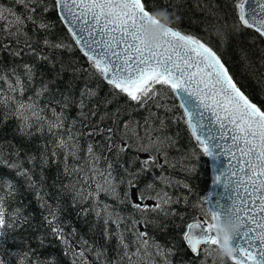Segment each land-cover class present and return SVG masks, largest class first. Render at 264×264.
Masks as SVG:
<instances>
[{
  "label": "snow or ice",
  "instance_id": "1",
  "mask_svg": "<svg viewBox=\"0 0 264 264\" xmlns=\"http://www.w3.org/2000/svg\"><path fill=\"white\" fill-rule=\"evenodd\" d=\"M11 3L23 11L0 3V122L15 118L22 137L31 140L39 133L48 139L38 145L36 153L0 142V169L13 172L34 192L45 210L43 219L50 234L63 246L70 264H174L177 245L162 244L146 230L153 225L167 231L166 224L150 218L153 214L184 219L172 205L181 200L186 204L188 198L166 191L173 186L189 188L165 173L177 163L182 171L187 170V157L178 162L170 157V150L180 151L176 138L168 134L170 122H183L206 156L230 158L228 168L214 178L216 184L224 178L223 187L231 189L230 203L211 204L210 193L205 218L184 226L182 242L197 258L207 254L200 260L207 264L217 245L215 221L231 218L240 228L231 238L230 264H264V109L238 86L219 53L201 37L173 24L160 43L146 47L142 32L151 13L163 9L176 15L167 8L152 10L149 0ZM233 4L236 16L231 24L218 5L205 4L201 10L211 17L206 28L225 45L230 34L245 29L264 38V0H233ZM51 12L65 26L70 41L53 36ZM77 49L87 67L74 58L65 59V54L71 56ZM240 53L245 65L253 66L247 51L240 49ZM5 54L10 58L7 65ZM24 56L34 57L36 63L23 61ZM17 59L22 63L16 64ZM40 63L55 69V75L47 80L41 76L40 86L25 97ZM65 74L70 80L64 81ZM96 80L108 86L106 94L101 95L98 84L94 86ZM61 81L63 89L57 87ZM53 89L59 97H53L55 105L49 101L48 107L42 106L41 98ZM121 95L147 115L136 119L127 107L110 108ZM71 107L77 109V117L69 124L66 113ZM178 108L182 110L179 115ZM206 113H211L208 122L218 126L215 135L209 129L204 132ZM85 137L89 142L82 145ZM53 161L60 175L52 185L57 196L50 203V194L44 192L45 170ZM156 169L161 175H155ZM149 173L152 179L142 183ZM18 192L16 182L0 171V229L6 226V217L20 214V209L9 213L6 204ZM102 195L107 199L102 200ZM65 197L70 198L91 238L75 227L66 230L69 222L62 220ZM122 206L132 211L124 214ZM7 227L12 224L7 222ZM35 264L43 262L37 259ZM47 264H58L56 257Z\"/></svg>",
  "mask_w": 264,
  "mask_h": 264
},
{
  "label": "trees",
  "instance_id": "2",
  "mask_svg": "<svg viewBox=\"0 0 264 264\" xmlns=\"http://www.w3.org/2000/svg\"><path fill=\"white\" fill-rule=\"evenodd\" d=\"M10 7H16L18 11H23L22 7L13 5L11 0H0ZM150 8H167L169 12H174L173 26H179L182 30L188 33L195 34L207 41L216 50L222 58L223 63L228 68L230 74L237 82L238 86L252 99L254 103L264 109V85L261 84V78H264V67H261L262 58H264V40L259 37L252 30H243L239 34H230L229 42L221 44L220 40L213 33L212 29L206 28V22H211V17H207L201 10L205 4L218 5L219 11L224 14L228 22L231 24L235 20L236 10L234 8L233 0H149ZM179 17V18H177ZM48 18L55 24L53 36L62 37L70 41L71 37L68 34L64 25L58 20L55 12L48 14ZM31 26H29V30ZM240 49L247 51L249 59L253 66H246L245 62L241 59ZM74 58L80 65L87 67L86 58L77 49L71 53V56L65 54V59ZM23 61L29 63H36L34 57L24 56ZM4 63H10V58L5 54ZM16 64L22 63L17 59ZM55 69L50 68L45 64H37V78L34 85L30 86L29 90L25 93V97L33 94V89L40 86L41 76L47 80L55 75ZM255 73V74H254ZM70 80V76L65 74L64 81ZM94 86H100V93L104 95L108 92V86L100 80L93 82ZM79 84L76 85L77 89ZM57 87L64 88V82L61 81ZM53 97L59 98L56 89H53L49 94L42 97L40 104L44 107L49 106L51 101L52 106L55 105ZM177 106L178 102L176 101ZM117 106L127 107L131 115L136 119H141L147 113L143 110H137L132 102L128 101L126 96L121 95L116 99L115 103L110 108ZM59 111V108H57ZM181 110L177 109V115ZM68 123L71 124L73 119L77 117V109L71 107L67 110ZM71 118V119H70ZM128 117L126 116L125 119ZM18 122L15 118H9L6 122H0V142L8 144L9 142L23 151L36 153L39 151L38 145H41L48 139L47 135L41 136L36 134L31 140L22 137L17 130ZM168 134L172 135L177 140V145L180 151L170 150V157L178 162L181 158L185 159L187 170L182 171L177 163L175 169L166 168L165 173L175 180L184 181L189 185L188 189L182 186H173L166 188L173 196H186L188 198L185 204L183 200L181 203L172 205V209L178 213H182L184 219L178 217H169L165 219L163 216L151 215L150 218L155 219L162 224L167 225V231H161L158 227L149 225L146 229L156 241L171 246L172 243L176 244L178 251L172 258L174 264H200V260L205 259L203 256L197 258L187 250L181 239V234L185 230V225L195 218H205L204 213L207 212L203 196L207 192L210 185V172L209 162L207 157L195 144L191 134L183 122H170ZM89 142L85 137L81 141L82 145ZM7 151V149H6ZM139 166V165H137ZM3 173L11 177L17 184L19 192L14 199L6 201L8 212L11 213L14 209H20L18 217H6V226L0 231L4 232V236L0 237V261L3 264H35L39 259L43 264H47V260L55 256L58 264H70V258L64 255L63 246L59 241L50 234V229L47 226L43 216L46 214L45 210L39 206L33 191L28 190L23 179L16 178L13 172L6 169H0ZM39 171V170H37ZM155 175H161L158 169L154 170ZM60 175L59 165L52 162V166L45 170L47 180L45 182L44 192L49 193V202H54L57 196L56 189L52 187L56 177ZM39 179V177H37ZM61 179L63 177L61 176ZM152 179V173L142 177V183ZM67 182V181H65ZM161 185L157 182V187ZM101 199H107L103 195ZM109 203H115L108 200ZM149 205L153 201L147 202ZM63 204L66 211H63L62 220L68 221L69 226L77 228L82 234L91 238L88 227L81 222L77 217L75 210L72 209L70 198L65 197ZM124 214L132 211L129 207H121L120 209ZM92 219L91 216L88 217ZM7 222L12 224V227H7ZM40 238H43L41 244ZM115 241H113V245ZM114 255V253H111Z\"/></svg>",
  "mask_w": 264,
  "mask_h": 264
},
{
  "label": "clouds",
  "instance_id": "3",
  "mask_svg": "<svg viewBox=\"0 0 264 264\" xmlns=\"http://www.w3.org/2000/svg\"><path fill=\"white\" fill-rule=\"evenodd\" d=\"M157 21V23H153ZM174 19L163 9L151 13L148 22L143 27L142 39L146 47H154L164 38L166 30L174 23ZM238 221L231 218L215 221V238L217 245L212 253L217 264H230V258L234 255L231 246V238L239 230Z\"/></svg>",
  "mask_w": 264,
  "mask_h": 264
},
{
  "label": "water",
  "instance_id": "4",
  "mask_svg": "<svg viewBox=\"0 0 264 264\" xmlns=\"http://www.w3.org/2000/svg\"><path fill=\"white\" fill-rule=\"evenodd\" d=\"M246 8H247V5H246ZM262 39L264 40V38H262ZM177 101L179 104V100H177ZM205 117H206V119L203 121V123L205 125L204 132L206 133L209 129L213 132V135H215V130H216V128H218V126L214 125L213 123L208 122L211 120V113H206ZM194 142L196 143L195 140H194ZM228 143H231V141H228ZM206 157L208 158V161H209V170H210L211 180H210L209 189L205 193V195L203 196V201H204L205 206L208 210L210 205L207 203V198H209L210 193H211V197H210L211 204H216L217 201H220V202L225 203V204L230 203V201L228 200V196L231 192V189L226 191L225 188L223 187L224 178L221 177V183L220 184H216L214 182V178L217 175H219L221 172H223L225 169L228 168L230 158L228 156H224L221 154H217L216 159H212L208 156H206ZM233 163H234V161H233ZM201 220H203V219H201Z\"/></svg>",
  "mask_w": 264,
  "mask_h": 264
},
{
  "label": "rangeland",
  "instance_id": "5",
  "mask_svg": "<svg viewBox=\"0 0 264 264\" xmlns=\"http://www.w3.org/2000/svg\"><path fill=\"white\" fill-rule=\"evenodd\" d=\"M206 255L207 254L204 255V258H205ZM213 260H215L213 256L212 257H209L208 260H207V264H213ZM215 264H217L216 261H215Z\"/></svg>",
  "mask_w": 264,
  "mask_h": 264
},
{
  "label": "bare ground",
  "instance_id": "6",
  "mask_svg": "<svg viewBox=\"0 0 264 264\" xmlns=\"http://www.w3.org/2000/svg\"><path fill=\"white\" fill-rule=\"evenodd\" d=\"M71 119V118H70ZM72 121V120H71Z\"/></svg>",
  "mask_w": 264,
  "mask_h": 264
}]
</instances>
